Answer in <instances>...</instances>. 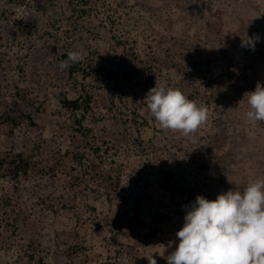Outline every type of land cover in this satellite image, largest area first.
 I'll return each instance as SVG.
<instances>
[{
  "label": "rangeland",
  "instance_id": "1",
  "mask_svg": "<svg viewBox=\"0 0 264 264\" xmlns=\"http://www.w3.org/2000/svg\"><path fill=\"white\" fill-rule=\"evenodd\" d=\"M72 51L87 56L61 69ZM257 83L264 0H0V161L31 164L0 162V264H167L156 253L175 250L198 195L264 179V121L246 119ZM156 84L206 106L208 124L162 130Z\"/></svg>",
  "mask_w": 264,
  "mask_h": 264
},
{
  "label": "clouds",
  "instance_id": "2",
  "mask_svg": "<svg viewBox=\"0 0 264 264\" xmlns=\"http://www.w3.org/2000/svg\"><path fill=\"white\" fill-rule=\"evenodd\" d=\"M259 37H244L241 47L254 50ZM84 51H72L60 68L85 59ZM247 94L246 119L251 124L264 121V85L256 84ZM149 115L162 130L188 137L206 126L210 112L189 99L180 89L155 85L146 95ZM178 245L167 256V264H264V179H257L243 191L229 190L209 200L198 195L187 207L184 224L176 232ZM166 250V249H165ZM165 253V252H164ZM148 264H157L152 253Z\"/></svg>",
  "mask_w": 264,
  "mask_h": 264
},
{
  "label": "trees",
  "instance_id": "3",
  "mask_svg": "<svg viewBox=\"0 0 264 264\" xmlns=\"http://www.w3.org/2000/svg\"><path fill=\"white\" fill-rule=\"evenodd\" d=\"M77 67H79V63H76V64H73L71 65V71L73 72ZM91 97H88L86 100L83 99L81 101V98H75V99H70L68 97H64L63 99V103L64 105L66 106L67 109H78V108H81L82 106H85L86 109H89L91 108ZM83 102V103H82ZM85 116V115H83ZM82 116V117H83ZM79 123L82 124L81 120H78ZM100 150V147L97 149V152H99ZM81 156V157H80ZM78 157V160L79 161H82V159H84V155L81 154V155H78L76 156ZM1 163H8V165L10 166H13L14 168V173L15 175H19L22 171H28L30 169V161L27 160L23 154L19 153V154H16L12 159L11 161H7V158H3L1 161ZM57 165L59 166L60 165V162L57 163ZM52 167H56L55 164L52 165ZM115 169V168H113ZM113 169L112 171H106L105 169L103 170H99L98 173L94 176V180L97 181V183L99 184H105L107 183L108 181H112L113 177H112V174L113 173ZM101 182V183H100Z\"/></svg>",
  "mask_w": 264,
  "mask_h": 264
}]
</instances>
